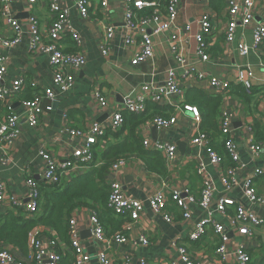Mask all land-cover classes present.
<instances>
[{
	"label": "crops",
	"instance_id": "obj_1",
	"mask_svg": "<svg viewBox=\"0 0 264 264\" xmlns=\"http://www.w3.org/2000/svg\"><path fill=\"white\" fill-rule=\"evenodd\" d=\"M123 2L124 0H108L107 8L102 11L98 0H90V16L86 20L77 13L73 0L63 3L68 10L74 30L80 36L81 47L77 49L69 37L61 41L62 47L67 52L81 50L85 53L87 61L78 72L74 87L67 93H60L54 88L47 56L32 55L29 51V40L25 35L17 46L7 50L0 49V54L7 59V74L4 80L6 86L22 78L25 87L22 96H26L31 91L29 93L31 97L36 90L41 89H51L56 95L53 102L44 101L43 105H50L52 110L43 113L38 127H30L23 118L20 120L18 125L20 138L14 143L7 162H3L4 157L0 154V180L7 184L10 193L18 196L25 194L27 190L25 180L27 178L39 180L42 172L41 151L46 150L54 158L62 161L69 157L72 150L79 145L80 141L71 138L66 132L68 127L80 129L94 123L107 127L108 117L112 112L122 109L126 98H136L143 85L159 89L166 83L168 74L173 72L182 92L164 99L159 107L167 111L173 110L172 117L176 119L175 125L160 128L147 121L139 126L136 136L140 138V141L150 139L173 145L175 147L174 161L167 163L161 155L166 169L164 177L150 173L143 161L135 155L121 161L117 171L108 170L106 184L114 179L117 180L122 185L124 195L141 201L145 205V210L133 225L132 230L127 233L125 243H116L111 239V235L116 231H113L105 222L104 229L107 237L101 247L114 264H123L125 257H129V264H140V261H145L146 264H171L172 262L183 264L178 260L177 247L181 246L187 249L197 264H237L234 252L238 247L244 246L251 256L250 264H264V223L259 227H249L250 235L245 236L239 235L230 226L235 216L236 205H241L245 210L264 219V207L251 205L243 195L244 182L252 177L256 194L264 197V155L254 156L248 151V143L251 139L264 142V96L257 95L251 101H244L232 93L221 95L218 123L222 114L231 116L232 137L238 148L241 164L235 173L236 185L230 191L223 189L218 168L210 163L207 154L191 144L198 127L192 122L191 115L182 110V105L188 103L199 107L203 122L205 118L203 106L188 100L195 94L203 97L219 96L211 91L206 81H197L193 76L189 77L191 73L206 74L220 81L238 84L237 76L240 71H244V77L250 82L252 88L264 87V45L259 50H250L247 55H242L237 50L238 44L251 49L253 29L258 24L264 23V0H254L253 20L247 26H243L240 22L236 25L235 41L230 45L225 43L224 38L227 25L225 5L222 10L216 12L211 7V0L202 2L180 0L179 14L175 22L177 41L174 44L178 47L179 55L184 58L185 67L177 63L171 51L173 44L171 36L174 30L153 37L152 59L138 66L131 65V59L137 52V47H127L124 44ZM158 4V9L162 11L164 0H158ZM11 13L16 20L25 21L28 17L27 2L12 0ZM30 13L36 16L42 32L51 26L53 19L48 13L47 0H36ZM205 13L209 14L214 22L212 36L206 41L208 54L206 62L200 59L196 50L198 47L196 36L200 33L199 19ZM108 26L115 28V38L109 56L103 57L99 50V41ZM0 36L8 38L11 36V30L4 23L0 26ZM187 70L189 73H186ZM95 90L106 98L108 107L103 111H97V102L93 99ZM21 97L10 101L11 111L21 113ZM129 117L130 115H124L125 120ZM128 128L130 126L125 123V128L120 135L117 137L108 135L106 138L107 134L111 133L108 131L102 149L96 150L97 162L94 167L71 173L64 179V184L98 170L102 164L101 154L105 150L112 145L130 141ZM249 128L253 129L252 132L248 131ZM112 134L117 135V133ZM213 135V148L223 158V163L230 166L224 151V139L218 133ZM199 165L205 168L206 175L212 181L214 187L212 201L207 210L196 203L189 204L190 219L183 220L170 195L172 191H178L182 196L188 193L195 198L199 197L202 188V176L197 172ZM257 170H262L263 174L253 177ZM156 193H161L166 198V211L172 217L171 222H166L161 215H156L149 209L148 200ZM224 197L235 201V206L226 208L224 213H220L216 203ZM89 210L91 209H75L70 217L78 224L80 245L92 257L88 264H98L95 260L97 249L88 229ZM204 219H211L227 230L225 244L227 256L224 262L220 261V256L216 253L221 243L220 238L210 225L205 228V233L198 242L189 240L194 225ZM125 221L128 222V219ZM33 235L41 239L58 241L62 264L73 263L71 249L58 238L55 231L46 227H37ZM141 236L146 237L147 245L140 243ZM10 249L15 259L13 264H34L31 257L30 237L27 255H22L12 246Z\"/></svg>",
	"mask_w": 264,
	"mask_h": 264
},
{
	"label": "built area",
	"instance_id": "obj_2",
	"mask_svg": "<svg viewBox=\"0 0 264 264\" xmlns=\"http://www.w3.org/2000/svg\"><path fill=\"white\" fill-rule=\"evenodd\" d=\"M28 4V17L25 21H18L11 13L12 0H1L0 20L11 30V36H0V49H11L17 46L24 35L29 40V51L32 55L44 54L47 56L48 68L51 73V80L54 88L60 93H67L75 84V79L80 70L86 65L85 53L81 50L67 52L62 47L61 41L69 37L76 45L81 47L80 36L73 28L68 10L63 3L67 0H47V9L53 21L51 26L42 32L39 28L38 20L35 15L30 13L36 0H25ZM202 2L204 0H197ZM227 11V25L225 30V43L232 44L235 41L236 25L240 22L247 26L255 15L254 0H223ZM77 13L82 19L86 20L90 16V0H73ZM98 5L102 11L108 6V0H98ZM158 0H124L123 2V23L122 37L127 47H137V52L131 59L132 66H138L153 57V37L160 33L173 31L171 36V51L178 64L185 67L184 58L178 53V47L174 44L177 41L175 22L179 14L180 0H164L163 10L160 11ZM146 9H151L152 15H143ZM200 33L196 36L198 43L197 55L204 62L208 61L207 39L212 36L214 22L209 14H203L199 19ZM115 38V28L106 27L101 40L99 50L103 57L110 54L111 46ZM264 45V23L258 24L253 29V44L251 49L243 44L237 45V50L242 55H247L250 50H259ZM186 73H189L187 70ZM7 74V59L0 54V103L5 112L0 123V154L3 155V162H7L13 149V145L20 138L19 122L23 118L30 127H38L43 113L50 112V105L44 106L45 102H53L56 98L51 89L36 90L30 100L20 101L21 113L10 110L9 103L12 99L20 98L25 90L24 81L18 78L6 86L4 80ZM244 71H240L237 76L238 84H242L246 89L251 88V84L244 77ZM197 81H206L208 87L216 95H227L230 82L220 81L215 77L206 74H192ZM178 79L173 72L168 74L166 83L159 89L150 85H143L136 98H126L121 110L111 113L108 117L107 127L92 124L80 129L68 127L66 132L71 138L78 139L79 145L72 150V153L65 160H58L51 153L44 150L40 152L42 172L39 180L27 178L25 180L26 193L18 196L8 191L7 184L0 180V210H22L25 218H30L39 211L40 184L59 185L64 184V179L71 173H78L81 169L94 167L96 150L101 148L105 142L108 131L119 132L124 123V115H141L147 108V103L161 105L164 99L181 94ZM21 95V96H20ZM93 99L97 102V111H103L108 107L106 98L97 90L93 92ZM7 110V111H6ZM182 110L191 115L192 122L198 127L196 135L192 138L191 144L203 150L212 165L218 168L220 182L225 191H230L236 185L235 173L240 168V157L238 148L233 141L231 125L232 119L229 114H222L219 122V134L224 139L223 146L226 156L230 161V166L223 163V158L213 148V140L206 131L200 129L201 113L200 110L192 105H182ZM150 123L160 128L172 127L176 123L175 117L163 119L154 117ZM252 128L248 131L252 132ZM142 147L149 152H156L164 156L167 163L174 161L175 147L170 144L142 139ZM248 151L254 156L264 155V142L251 139L248 143ZM119 163L112 165L109 171H117ZM242 167V166H241ZM197 172L202 176V188L198 198L186 193L182 196L178 191H172L170 199L180 211L183 220L190 219L188 205L196 203L204 210L209 209L214 190L212 181L205 173V168L199 165ZM263 174L262 170H257L253 177ZM79 176V175H78ZM74 176V177H78ZM253 178L250 177L244 182L243 195L251 205L263 206L264 197H259L252 184ZM72 181V180H71ZM68 181L67 183L71 182ZM66 185V184H65ZM109 196L106 208L115 216L128 219L122 229L111 236L116 243L127 242L128 234L133 225L138 221L145 210V205L138 200H133L124 195L122 185L117 180H112L107 184ZM149 209L156 215H161L166 222H171V215L166 211V198L161 193H156L148 200ZM235 206V201L229 198H221L217 201L216 207L220 213H224L226 208ZM88 229L97 249L95 260L98 264H114L108 257L101 245L106 241V232L100 223L98 214L95 210H89ZM264 223V219L256 216L253 212L245 210L241 205H236L235 216L231 220V229L236 230L239 235H250L249 227H259ZM210 225L213 231L220 238V245L216 251L220 256V261L226 260L225 244L227 242V230L220 224L211 219H204L196 223L189 235L191 242H198L205 233V228ZM70 245L74 252V264H88L91 260L79 241L78 224L74 219L69 222ZM31 239V257L34 264H62V256L58 251V246L54 240L41 239L35 237L33 232ZM140 243L147 245L146 237H140ZM178 260L183 264H197L192 256L183 246L177 247ZM235 263L250 264L251 256L247 248L238 247L234 252ZM14 255L10 246L0 245V264H13ZM129 257H125L123 264H129ZM140 264H146L140 261ZM171 264H177L172 262Z\"/></svg>",
	"mask_w": 264,
	"mask_h": 264
},
{
	"label": "trees",
	"instance_id": "obj_3",
	"mask_svg": "<svg viewBox=\"0 0 264 264\" xmlns=\"http://www.w3.org/2000/svg\"><path fill=\"white\" fill-rule=\"evenodd\" d=\"M144 1L149 2L154 0ZM224 5L223 0H211V7L216 12L222 10ZM146 11L147 12H142V14L147 16L153 14L151 9ZM0 26H2L1 20ZM30 92L31 91H29L26 96L23 95L21 99L30 100L32 98V96L30 97ZM229 93H232L235 97L243 99L244 101H251L257 95L264 96V87H251L250 89H246L242 84L231 83L228 94ZM221 98V95L203 97L195 94L192 99L188 100L198 105L201 104L205 109V118L203 122L201 118L200 128L206 131L212 139L214 137L213 134H219L218 112L221 105ZM4 112L5 110L0 103V123ZM172 113L173 110L167 111L159 107V105L147 103V108L141 115H130L127 120L124 118L121 131L117 132V135L112 134L115 132L110 131L111 133H108L106 138L108 135H113L114 137L120 135L126 123V125L128 124V126H130V128H128V130H130V141L112 145L105 150L100 157L102 164L99 166L98 170L90 174H85L82 177L76 178L66 185L40 184L39 191L41 196L39 211L32 217L25 218L23 216V211L19 209L14 211L1 209L0 212L4 213H0V245L12 246L22 255H27L30 234L37 227H46L55 231L58 238L69 246L73 254L72 264H74V252L71 248L69 237V222L72 212L78 208L97 210L99 221L103 227L106 222V225L113 231H120L126 222V218L117 217L106 208V202L109 196V187L105 182L107 172L112 165L126 160L129 156L135 155L143 161L145 168L150 173L164 177L166 175V169L161 154L144 150L142 141L136 136V131L140 125L145 124L147 121H151L154 117L169 119L172 117ZM95 153V155H97L98 152ZM54 242L58 246V241L54 239Z\"/></svg>",
	"mask_w": 264,
	"mask_h": 264
}]
</instances>
